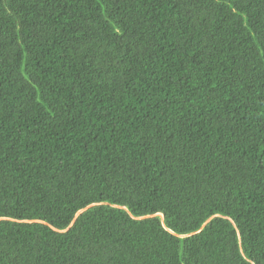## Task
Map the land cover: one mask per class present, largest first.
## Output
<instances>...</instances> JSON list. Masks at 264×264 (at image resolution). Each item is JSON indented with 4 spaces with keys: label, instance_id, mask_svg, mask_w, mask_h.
<instances>
[{
    "label": "trees",
    "instance_id": "1",
    "mask_svg": "<svg viewBox=\"0 0 264 264\" xmlns=\"http://www.w3.org/2000/svg\"><path fill=\"white\" fill-rule=\"evenodd\" d=\"M0 264H264V0H0Z\"/></svg>",
    "mask_w": 264,
    "mask_h": 264
}]
</instances>
